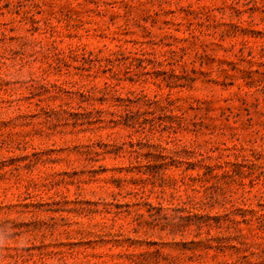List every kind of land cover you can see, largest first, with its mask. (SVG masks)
Here are the masks:
<instances>
[{
	"label": "rangeland",
	"instance_id": "rangeland-1",
	"mask_svg": "<svg viewBox=\"0 0 264 264\" xmlns=\"http://www.w3.org/2000/svg\"><path fill=\"white\" fill-rule=\"evenodd\" d=\"M0 264H264V0H0Z\"/></svg>",
	"mask_w": 264,
	"mask_h": 264
}]
</instances>
